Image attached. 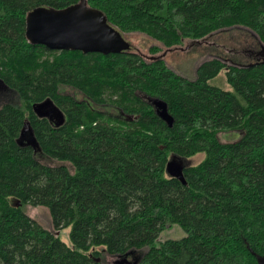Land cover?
Segmentation results:
<instances>
[{
    "label": "trees",
    "instance_id": "16d2710c",
    "mask_svg": "<svg viewBox=\"0 0 264 264\" xmlns=\"http://www.w3.org/2000/svg\"><path fill=\"white\" fill-rule=\"evenodd\" d=\"M79 1L0 0V264H103L99 247L114 256L146 250L138 264H258L264 0L90 1L127 41L137 33L156 41L150 58L129 41L131 51L108 56L27 41L28 13ZM237 35L253 63L216 54L189 79L165 62L185 42L215 46ZM222 71L231 91L210 84ZM9 96L18 103L3 102ZM149 98L168 104L172 128ZM46 100L65 115L62 127L33 111ZM222 132L240 138L222 142ZM174 154L190 162L186 185L166 173ZM26 206L49 209L54 231ZM174 225L186 236L162 241ZM67 228L71 245L60 239Z\"/></svg>",
    "mask_w": 264,
    "mask_h": 264
},
{
    "label": "water",
    "instance_id": "95a60500",
    "mask_svg": "<svg viewBox=\"0 0 264 264\" xmlns=\"http://www.w3.org/2000/svg\"><path fill=\"white\" fill-rule=\"evenodd\" d=\"M90 1L80 0L77 4L64 9L46 7L34 9L26 17L27 41L33 46H43L50 51L81 52L85 55L108 56L131 51V44L109 24L102 11L90 6ZM261 49L264 63V44H261ZM3 87L4 84L0 80V88ZM148 100L159 118L172 128L175 119L169 112L168 104L157 98ZM33 111L39 118L46 117L50 120L54 118L57 128L65 123V115L51 100L34 105ZM128 120L132 121L133 117H129ZM24 131H31L28 121ZM189 165V160L174 154L168 160L166 173L170 178L186 185L184 171ZM16 206L19 207L20 203ZM254 256L258 264H264V256L255 253Z\"/></svg>",
    "mask_w": 264,
    "mask_h": 264
},
{
    "label": "rangeland",
    "instance_id": "374dc122",
    "mask_svg": "<svg viewBox=\"0 0 264 264\" xmlns=\"http://www.w3.org/2000/svg\"><path fill=\"white\" fill-rule=\"evenodd\" d=\"M128 41L132 43L133 48L139 51L141 54L152 57L153 54L150 51V48L154 46H159V44L145 36L144 34H133L128 36ZM203 44V45H202ZM221 44H225L228 50H222ZM260 46V43H257ZM213 47V48H212ZM261 48V46H260ZM251 48L246 47L245 39L242 36H235L234 40L231 41L229 39L220 40L218 39L215 46H206L203 43H184L182 46L178 47L176 50H172L168 52L165 57V62L167 66L176 72L179 75H183L189 79H195L197 68L205 61L211 60L212 57H215L216 54L223 53L224 55H228V53L233 52L236 53L234 55V59L240 60L241 63L250 64L253 63L254 60L251 56ZM262 50V49H261ZM166 51L165 49L159 53L162 55ZM228 51V52H227ZM249 51V52H248ZM212 54V55H211ZM164 55V54H163ZM210 84L213 86H217L224 90L231 91L232 88L228 84L225 76V72L222 71L220 75L211 80ZM70 90H67L69 92ZM71 92V91H70ZM12 102L14 104L18 103L17 97L9 96L5 98L3 102ZM219 137L222 142H234L240 138L238 132H222L219 134ZM42 158L44 163H55L49 161V159L43 155L39 156ZM204 155L200 157H196L193 159V163H198ZM24 211L28 216L36 220L39 224H41L47 230L54 231L53 227V218L49 209L45 207H30L26 206ZM71 228L64 229L60 232V239L66 243L67 245H71V238H70ZM186 236L185 231L177 225L167 227L160 235L161 240L165 241L168 239H182ZM98 251L101 252V261L103 264H138L143 257L144 251H131L125 256H114L109 255L105 252L102 247L97 248Z\"/></svg>",
    "mask_w": 264,
    "mask_h": 264
},
{
    "label": "flooded vegetation",
    "instance_id": "af4514ba",
    "mask_svg": "<svg viewBox=\"0 0 264 264\" xmlns=\"http://www.w3.org/2000/svg\"><path fill=\"white\" fill-rule=\"evenodd\" d=\"M55 119H53V121H54Z\"/></svg>",
    "mask_w": 264,
    "mask_h": 264
}]
</instances>
